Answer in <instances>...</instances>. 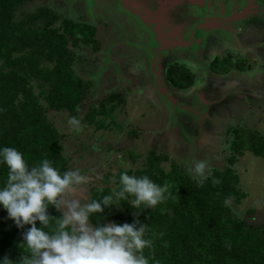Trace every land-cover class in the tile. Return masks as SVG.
I'll return each instance as SVG.
<instances>
[{"label":"rangeland","instance_id":"374dc122","mask_svg":"<svg viewBox=\"0 0 264 264\" xmlns=\"http://www.w3.org/2000/svg\"><path fill=\"white\" fill-rule=\"evenodd\" d=\"M249 1L37 0L21 6L19 19L46 6L60 21L92 24L99 47L74 49L78 75L91 82L82 109L110 95L123 102L113 120H105L111 122L106 130L70 125L65 112L48 114L70 171L91 177L83 197L118 166L135 167L129 152L167 155L189 173L190 160L222 169L235 134L245 138L251 130L264 137V0H251L250 9ZM216 59L230 68L213 71ZM174 64L193 74L192 86L170 85L166 70ZM235 169L246 196L230 202V213L249 226L264 225V159L244 151Z\"/></svg>","mask_w":264,"mask_h":264},{"label":"trees","instance_id":"16d2710c","mask_svg":"<svg viewBox=\"0 0 264 264\" xmlns=\"http://www.w3.org/2000/svg\"><path fill=\"white\" fill-rule=\"evenodd\" d=\"M35 1L0 0V151L15 148L29 169L47 159L63 175L70 171L69 159L62 154V137L48 114L65 112L82 124L106 130L111 122L105 124V120H113L114 109L123 102L110 95L98 107L83 111L91 82L78 75L75 50L99 47L96 28L69 17L60 21L59 13L46 6L19 19L21 6ZM219 65L216 59L210 69L225 72L230 68ZM166 78L178 89L189 88L194 81L191 72L176 64L167 68ZM244 134L245 138L235 134L225 166L213 168L202 184L192 180L167 155L151 150L144 155L129 152V160L137 165L127 169L118 166L115 174L104 175L102 187L89 188L88 200L100 201L119 191L122 173L147 176L159 186L169 184L167 198L154 208L141 206L137 210L130 207L133 197L129 196L105 208L101 218L91 216V221L101 226L136 220L145 224V239L152 241L143 251L149 264H264V225L249 226L229 210L230 202L238 203L246 196L238 186V158L247 151L264 159V137L251 130ZM163 163H169V168ZM8 171L0 156V189L5 186ZM217 180L219 183L214 182ZM47 213L51 217L63 215L51 206ZM30 227L17 228L0 207V262L7 256L19 264V258L27 254L21 243ZM36 227L40 228L39 221Z\"/></svg>","mask_w":264,"mask_h":264},{"label":"clouds","instance_id":"9594fccd","mask_svg":"<svg viewBox=\"0 0 264 264\" xmlns=\"http://www.w3.org/2000/svg\"><path fill=\"white\" fill-rule=\"evenodd\" d=\"M69 124L78 127L79 120L72 117ZM0 156L9 169L5 186L0 189V207L17 228L31 226L23 234L21 245L27 254L19 258V264H149L143 251L151 247L152 241L145 239V224L136 220L132 224L101 226L90 217H100L105 208L129 196L133 197V209L154 208L167 198L169 184L159 186L147 176L122 173L119 191L100 201L88 200L81 193L91 177L82 175L79 169L61 175L47 159L29 169L22 154L12 147H4ZM185 167L201 184L212 174L206 160H190ZM49 206L63 209V215L51 217ZM37 221L40 228L36 227ZM0 264L14 262L5 256Z\"/></svg>","mask_w":264,"mask_h":264},{"label":"water","instance_id":"95a60500","mask_svg":"<svg viewBox=\"0 0 264 264\" xmlns=\"http://www.w3.org/2000/svg\"><path fill=\"white\" fill-rule=\"evenodd\" d=\"M250 7H251V0L249 1V9H250Z\"/></svg>","mask_w":264,"mask_h":264}]
</instances>
